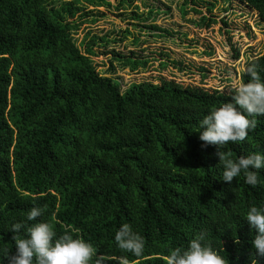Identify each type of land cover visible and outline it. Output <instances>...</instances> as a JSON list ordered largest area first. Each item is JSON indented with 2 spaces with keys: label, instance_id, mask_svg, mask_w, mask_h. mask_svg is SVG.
Segmentation results:
<instances>
[{
  "label": "trees",
  "instance_id": "1",
  "mask_svg": "<svg viewBox=\"0 0 264 264\" xmlns=\"http://www.w3.org/2000/svg\"><path fill=\"white\" fill-rule=\"evenodd\" d=\"M116 1V10L132 9V21L144 19L136 3L147 0ZM237 1L264 25V0ZM84 2L110 7L107 0H0V257L15 254L10 226L35 223L26 213L39 206L38 219L58 235L63 225L80 229L95 248L90 264H119L122 255L130 264H166L172 248L186 247L201 230L229 264H251L255 232L243 217L249 206L264 207V169L254 188L242 177L220 181L216 148L199 140L200 120L231 102L236 89L210 94L162 81L123 90L116 67L134 73L147 62L113 49L107 73L98 71L95 50L121 41L113 32H88L80 49L74 36L89 17ZM157 12L149 11L150 20ZM149 22L152 38L172 35ZM252 62L264 80V53L245 67ZM248 82L243 71L240 83ZM257 119L245 141L223 149L233 159L264 153V117ZM125 223L144 238L143 256L117 248L114 234Z\"/></svg>",
  "mask_w": 264,
  "mask_h": 264
},
{
  "label": "rangeland",
  "instance_id": "2",
  "mask_svg": "<svg viewBox=\"0 0 264 264\" xmlns=\"http://www.w3.org/2000/svg\"><path fill=\"white\" fill-rule=\"evenodd\" d=\"M195 2L187 6L182 1L171 3L167 0H147L144 5L138 2V13L144 14L142 21H132L129 17L132 11L130 8L116 10V0H107L110 7H93L84 2L89 17L74 38L81 50L83 47L80 43L88 32L99 37L113 32L121 41L116 42V46L113 45L115 48L110 50H95L99 55L93 61L98 71L108 69L110 56L107 52L113 49L123 55L132 53L146 60L147 66L134 73L116 67L115 77L123 90L132 84L159 85L166 81L210 94H229L241 84L240 75L245 64L264 53V25L254 10L237 0ZM183 7L185 10L181 11ZM151 10L158 12L150 20L148 13ZM201 18H207L215 24L198 28L194 23ZM149 21L170 31L172 35L163 36V40L152 38L144 28ZM127 31L129 35L125 33ZM132 36L138 40L137 44H134ZM165 63L169 64L163 68L161 64Z\"/></svg>",
  "mask_w": 264,
  "mask_h": 264
},
{
  "label": "clouds",
  "instance_id": "3",
  "mask_svg": "<svg viewBox=\"0 0 264 264\" xmlns=\"http://www.w3.org/2000/svg\"><path fill=\"white\" fill-rule=\"evenodd\" d=\"M257 67L255 62L248 64L244 71L250 82L241 83L231 96V102L223 103L199 122L202 147L216 148L217 165L221 170L219 180L231 183L234 178L242 177L244 183L253 188L259 183V171L264 169V153L255 152L233 159L223 149L229 143L245 141L249 131L256 128L257 118L264 117V80ZM44 212V208L34 206L26 213V221L35 223L16 222L10 226L15 254L4 253L8 264H90L95 248L79 235L80 229L63 225V231L58 235L52 223L38 219ZM243 220L255 232L250 241L254 252L250 253L249 259L251 264H258L256 257H264V207L249 206ZM114 241L123 253L137 258L144 255L145 240L128 223L115 232ZM165 259L166 264H229L228 258L208 241L206 230L199 231L186 247L172 248ZM0 261L4 264L3 259ZM119 264H130L127 255L119 257Z\"/></svg>",
  "mask_w": 264,
  "mask_h": 264
}]
</instances>
